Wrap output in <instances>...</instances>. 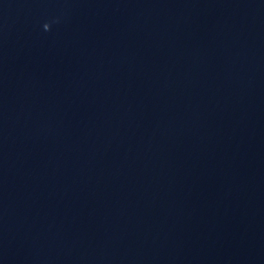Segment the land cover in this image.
Wrapping results in <instances>:
<instances>
[{
  "label": "water",
  "instance_id": "95a60500",
  "mask_svg": "<svg viewBox=\"0 0 264 264\" xmlns=\"http://www.w3.org/2000/svg\"><path fill=\"white\" fill-rule=\"evenodd\" d=\"M0 264H264V0H0Z\"/></svg>",
  "mask_w": 264,
  "mask_h": 264
}]
</instances>
